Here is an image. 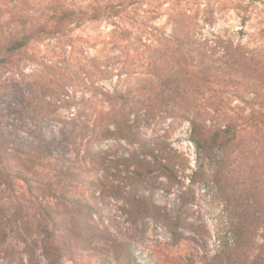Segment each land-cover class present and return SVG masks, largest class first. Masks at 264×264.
I'll return each instance as SVG.
<instances>
[{
    "label": "trees",
    "instance_id": "16d2710c",
    "mask_svg": "<svg viewBox=\"0 0 264 264\" xmlns=\"http://www.w3.org/2000/svg\"><path fill=\"white\" fill-rule=\"evenodd\" d=\"M229 1L0 0V76L10 75L0 78V182L14 194L25 185L42 218L62 224L81 243L97 236L107 197L123 199L141 219L158 221L161 207L151 195L137 197L110 182L109 159L97 145L115 138L131 146L126 157L131 188L153 171L184 187L177 168L186 158L167 152L161 142L152 144L144 133L157 118L179 117L190 123L199 169L206 161L214 163L212 177L226 204L233 247L223 249L219 259L264 264V54L214 30L204 33L228 8L243 23L249 20L256 0ZM103 22L111 27L95 36L90 46L95 51L84 58L78 44L90 39L74 32ZM46 40L64 52L60 60L35 53ZM130 60L145 69L129 70ZM28 62L47 68L44 81L35 80L45 95L42 103L30 83L34 74L23 71ZM114 77L112 90L101 83ZM227 87H233L239 103H233ZM9 95L24 96L15 104ZM61 108L73 109L70 119ZM16 114L24 122L61 126L57 131L15 127ZM121 247L117 259L125 253L129 264H141L131 242ZM43 248L51 264L60 260V247Z\"/></svg>",
    "mask_w": 264,
    "mask_h": 264
},
{
    "label": "rangeland",
    "instance_id": "374dc122",
    "mask_svg": "<svg viewBox=\"0 0 264 264\" xmlns=\"http://www.w3.org/2000/svg\"><path fill=\"white\" fill-rule=\"evenodd\" d=\"M249 1L230 0L229 4L240 2L246 5ZM248 14L249 20L243 23L238 12L228 8L219 14L217 24L211 29L207 28L204 33L210 36L211 30H214L234 44L240 43L247 51L264 54V0H256L250 4ZM158 23H162V20ZM110 27L104 22L84 24L74 32L90 39L88 42L79 41L78 44L85 51L84 58L95 51L90 47L95 36L100 33L104 35ZM66 50V54H69L70 47ZM34 51L41 57H48L50 62L60 60L59 54L64 53L56 46L54 40L41 42ZM73 55L81 57L77 52ZM84 58L81 59L83 64L86 62ZM41 61L46 62L43 59ZM128 69L137 72L143 71L145 67L131 63L130 60ZM23 71L34 74L30 83L35 86L36 102L42 103L45 95L41 84L39 85L35 80L44 81L46 66L43 63L28 62L23 64ZM8 76L9 73L5 72L0 78L3 80ZM116 82L117 79L114 77L101 83L112 90ZM234 94L233 87H227V95L233 98L234 104L239 103L236 97H233ZM23 96L16 98L9 95V101L18 104ZM246 96L251 95L246 94ZM71 109L61 108L60 112L66 119H70L73 111ZM14 123L15 127L48 126L56 131L61 126V123L56 121L46 124V121L36 122L27 119L24 122L17 114ZM190 131L189 121L179 117H160L150 128H144V133L151 139L152 144L161 142L167 152L175 151L186 158L184 166L177 168L184 187H181L178 180L170 181L160 171H153L146 180L138 182L131 188L127 179L130 173L126 159L131 146L115 138L97 145L103 148V155L109 159V171L113 174L110 182L118 185L120 189L135 191L137 197L151 195L161 207L159 214L163 216L158 221L151 218L141 219L140 214L129 207L123 199L107 197L106 207L101 211L105 220L97 236H91L92 240L86 243L73 238L62 224L53 226L46 222L42 218V212L29 202L25 185L20 183L22 191L14 194L10 187L0 182V207H2L0 208V264H51L44 255L43 246L46 245L50 248H61V258L55 264H129L125 253L121 258H116L118 254L116 250L121 252L120 249L124 248L121 247V243L128 242L133 244L141 264L148 262L150 264H228L227 260L219 259L223 249L233 247L226 204L219 183L212 177L214 163L206 161L204 168L199 169L197 150L190 139ZM20 136L21 139L25 137L24 134ZM87 136L89 138V135ZM82 148L86 149L85 146ZM22 164L20 160L14 161V165L19 168ZM131 168L132 166L129 165V169ZM183 191H186L185 205H182L180 197ZM66 207L64 205L65 209ZM129 208L130 210L127 211ZM53 252L55 254L56 249Z\"/></svg>",
    "mask_w": 264,
    "mask_h": 264
}]
</instances>
